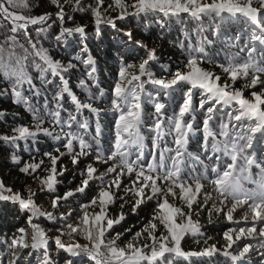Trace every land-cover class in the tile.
<instances>
[{"label": "snow or ice", "instance_id": "snow-or-ice-1", "mask_svg": "<svg viewBox=\"0 0 264 264\" xmlns=\"http://www.w3.org/2000/svg\"><path fill=\"white\" fill-rule=\"evenodd\" d=\"M50 2L58 9L55 18L62 22L55 37L57 43H69L68 38L76 34L85 36L86 26H64L66 17L71 19L65 13L66 5L73 11L90 13L98 28L101 24L117 28V21L129 17L161 14L169 20L188 14L200 22V26L195 30V43L191 39L192 30H182L184 39L178 40L177 46L185 60L174 72L163 64L154 70L153 64L158 63L156 48H149L137 40L131 30L123 32L125 43L143 49L145 58L138 64L126 60L119 62L118 78L109 85L111 95L107 96L110 110L118 113L113 121L115 139L111 147L105 148L99 139V120L92 137L94 143L71 131L74 125L88 128L86 121L82 123L78 119L84 110L97 116L104 111L94 106L96 100L107 95L96 80L95 59L91 55L74 57L88 70L87 80H80V86L87 92L85 102L72 91L66 79V74L77 67L76 63L64 64L54 59L40 42V34L51 27L48 22L53 19V14H18L12 9H27L29 5L25 0H0V78L4 83L0 97L7 96L13 103L22 105L33 118V126L14 127V134L0 136V141L13 148L11 160L18 171L40 181L39 192L50 196L51 208L56 210H43L36 203L38 193L27 185L24 190L28 196L25 197L23 191L14 192L0 180V201L17 204L28 225V228H17L10 242L5 240L7 264H31L28 257L37 253L39 264H56L49 252L50 239L54 240L58 251L68 254L64 264H84L85 259L89 264H172L173 257L211 258L221 253L227 258L226 264H251L257 254L259 264H264V158L254 150V143L264 141V0H133L130 4L127 0H112L106 7L105 0H95L94 6L85 5L83 0ZM109 11H116L117 15L110 16ZM205 20L211 21L207 29L203 27ZM236 22L247 27L248 43L240 50L246 51L247 56L241 61L238 52L235 57L227 58L226 63L218 65L224 74L222 79L221 75L203 68L202 64L215 63L206 51L214 44L210 36L219 39L224 26ZM30 26H35L36 38L31 35ZM159 26L163 29L167 24ZM81 50L86 52L87 46ZM30 69L36 73L35 77ZM165 70L167 76L157 74ZM36 78L40 87L34 82ZM238 80L243 81V88L235 87ZM48 85L58 87L52 97L55 107H49L46 98L45 111L42 112L31 103V98L39 97ZM145 85L153 87L155 96L145 90ZM245 90H250L248 97ZM174 93L180 95L182 102L178 111L174 109L173 114L167 116L166 105L156 98ZM197 93L200 95L198 105L194 103ZM65 95L75 106V111L68 113L67 119L62 117ZM149 103L154 108L155 119L146 137L142 129L152 119L146 111ZM221 111L224 115L219 117L217 125L215 114ZM6 114L0 110V117ZM46 119L49 126H45ZM57 128L59 132H56ZM201 131L203 140L197 139V151H188L190 141ZM41 134L61 141L66 150L57 148L59 155L44 152L50 166L45 165L44 159L36 161L34 157L25 162L14 151L19 147V141L35 143ZM169 136L174 147L168 146ZM146 139H150L152 145L148 153L144 151ZM66 155L71 157L73 165H78L81 157H91L94 163L107 167L100 172L93 163H87L80 172V186L60 195L56 189L57 176H63L66 169L58 172L57 163ZM40 172L46 175L41 176ZM123 177L128 178V184H124ZM96 181H99L98 195L88 204H80L78 211L70 208L66 213L59 212L64 203L77 194L84 195L90 184ZM205 182L216 193L215 198L206 190ZM245 183L253 187H245ZM121 190L124 195L118 196ZM169 196L178 198L181 205L170 203ZM128 197H135L133 212L149 201L155 200L156 207L142 231L135 232L133 240L121 247L119 241L123 233L117 232L113 237L111 230L125 220V215L121 212L118 217L111 218L108 208L117 200L127 202ZM245 206L243 220H249L250 212L252 226L229 228L223 233L226 243L222 247L207 246L210 237L205 236L194 216L200 210H206L209 217L213 212L217 215L223 213L229 223L239 224L233 214ZM95 207H99V211H88ZM41 217L59 225L55 227L59 235L49 236L53 229H46L36 222ZM161 227L164 231L159 230ZM125 231L131 232V229ZM144 234L146 242L141 245L138 241ZM187 235L197 237V243L203 238L206 247L201 251H184L181 242ZM75 237H82L86 243L77 242ZM24 250H28L26 255Z\"/></svg>", "mask_w": 264, "mask_h": 264}, {"label": "trees", "instance_id": "trees-1", "mask_svg": "<svg viewBox=\"0 0 264 264\" xmlns=\"http://www.w3.org/2000/svg\"><path fill=\"white\" fill-rule=\"evenodd\" d=\"M28 3L29 7L27 9L19 7L12 9L18 14L22 15H41L44 13H52L53 19L48 23L51 27L47 32L40 34V42L48 49L49 54L56 60H60L62 63L67 64L69 61L76 63L77 67L74 70H71L66 74V79L69 81V86L72 91L78 96L82 101H87V92L84 88L80 86V80H87V69L79 61H75L74 57L81 55L82 58H87L88 55H91L96 61V80L100 83V87L105 89L107 95L105 98L95 101L94 106H97L104 111L100 113L99 116L95 114H90L87 110L83 111V114L78 117V119L83 123L87 122L88 128L83 129L74 125L71 131L79 133L84 136L89 142L92 141V137L95 136L96 123L99 120L101 125V139H106L108 133L111 129H114V119L118 116V113H113L110 110V100L107 96L111 95L109 91V85H112L114 81L118 78V67L120 61H127L129 63L138 64L143 58H145V51L137 46L127 45L125 43L126 38L123 36V32L131 30L137 40H140L148 45L149 48H156L158 63L153 64V69L157 70L160 64L170 66L171 70L174 72L185 60V57L181 54L180 48L177 46L178 40H183L182 30L188 28L192 30V42H196L195 30L200 26V22L193 20L190 15L184 14L181 18L172 17L171 20L168 17L161 15H153L146 17H129L125 21H117V28L120 31H117V28L111 27V25L101 24L99 28L93 22V18L90 13L73 11L71 6H65V13L71 16V19H67L63 22L65 27H74L76 25L86 26L85 36L81 37L79 34H76L73 37H69V43L60 42L57 43L55 37L60 31L61 21L55 18V13L57 8L53 6L50 0H25ZM112 0H105V7L108 3H111ZM130 4L133 0H127ZM85 5L92 4L95 5V0H83ZM110 16H116V11H109ZM161 23H166V28H161L159 25ZM211 21L205 20L203 22V27L208 28V25ZM35 26H30L31 35L33 38H36V32L34 31ZM242 30L247 31V27L241 22H236L232 24H226L223 28V32L219 39L214 36H210V39L214 41L213 45H209L206 49L208 55L215 61V63H203L202 67L210 70L224 78V74L221 71V68L218 66L220 64L226 63L227 58L235 57L239 52V60L246 58V51L241 52V49L246 48L248 43V35L244 36ZM207 31L205 35H207ZM23 34L21 33V36ZM241 37L237 40L235 37ZM86 45L87 51L82 52V47ZM259 57V54L257 53ZM186 71L187 69H181ZM33 76H36L34 70ZM158 75L167 76L168 71L157 72ZM51 79V77H49ZM144 79V78H142ZM37 87L41 86V83L38 78L34 80ZM59 82L57 81V85ZM57 85H48L42 89L41 95L39 97H32L31 103L36 107L40 108L43 111L44 104L49 103V107L54 108L55 103L52 100L53 95L58 91ZM243 81L238 80L235 87L243 88ZM4 87L3 79L0 78V89ZM145 90L147 92H153V87L145 85ZM258 90V89H257ZM92 91L98 95V92L95 88ZM155 96V93L153 92ZM250 95V90H245V96ZM171 96V100H168ZM156 99L159 102L163 103L167 107V116L173 114V110L178 111V106L182 102L181 97L178 94L165 95L162 97H157ZM200 95L197 93L194 97V103L199 104ZM64 108L62 110V117L67 119L68 113L75 111V106L72 103L71 99L65 95L63 101ZM0 110L5 111L7 114L4 117H0V136L3 135H12L14 134L13 128L26 126H33V118L31 113L25 110L22 105H18L12 102L7 96L0 97ZM146 111L152 117L148 123L144 126L143 130H149L152 124V120L155 119L154 108L149 103L147 105ZM152 113V114H151ZM223 111L215 114L217 119L215 124H219V117H223ZM202 124V119L198 117ZM212 124V122H210ZM45 126H49L47 119L45 121ZM69 129H65L68 131ZM56 132H59V128L56 129ZM149 132V131H147ZM148 137V136H147ZM197 139L201 142L203 140L202 131L198 132L196 137L190 141L188 145V151L195 152L198 149ZM94 143V142H93ZM145 145L152 147L151 140L146 139ZM60 148V151H66L62 147V142L58 140H53L51 137H45L42 134L38 137V141L33 143L31 141H19V147L14 151L21 159L25 162L29 161L31 158H35L36 161L44 159L45 165L50 166L48 158L43 155L44 152H51L54 155H59L56 152V149ZM78 148V145H77ZM254 150L256 151L259 157L264 158V141L254 143ZM251 151V150H250ZM13 153V148L10 145L5 144L3 141H0V180H3L4 184L8 187H11L14 192L23 191L25 197L28 196V192L25 189L27 185L32 191H36L38 194L36 196V203L41 205L43 210L56 212L55 209L51 208L50 196L48 194L39 192L40 181L33 180L31 178L25 177L24 174H21L18 171L17 166L11 160V155ZM87 163H93L94 167H97L100 172H103L107 165L94 163L91 157H81L80 163L78 165H73L71 162L70 156H63L57 163L58 172L66 169L63 176H57L58 184L56 186L57 192L60 195H63L66 191L74 190L81 184V175L80 172L85 168ZM41 176L46 175L44 172H40ZM124 184H128V178L123 177ZM159 183V182H158ZM206 184V190L211 192L213 198H215L216 193L212 190L210 185ZM245 187H253L251 184L245 183ZM99 191V181L91 183L90 187L86 189L84 195L77 194L76 197L70 198L67 203H64L60 207L59 212L66 213L70 208L79 210L80 204H88L93 197L98 195ZM177 194L179 190L177 189ZM118 196H123L124 192L121 190ZM169 202L177 206L181 205V201L173 199L171 196L168 197ZM200 199H203L201 194ZM135 201V197H128L127 202L117 200L115 204L109 205L108 211L111 218L118 217L121 212L125 215V220L120 224L114 225L112 231V236L114 237L117 232L123 233L119 244L121 247H124L128 242L133 240L134 234L137 231H142L143 227L151 219L155 207L156 201H149L141 204L135 212L132 210V205ZM123 205V207H121ZM219 206V205H218ZM230 206V203H229ZM227 209H225L226 211ZM88 211L91 213L93 211H99V207L89 208ZM185 211L187 209L185 208ZM246 206L244 208H238L234 212V219L241 222H245L243 217L245 215ZM249 220L247 222L251 223L250 219L251 213H248ZM194 219L200 223L202 226V231L205 233L206 237H210L208 240V245L215 244L218 248L222 247L226 242L223 237V233L229 228H239L238 224L229 223L224 214L221 213L217 215L215 212L209 217V214L206 210H200L199 214L194 216ZM42 227L46 229H53L49 236L55 237L59 235L55 231V227L59 225H54V222L47 221L46 218L41 217L38 221ZM79 222L77 218V223ZM25 227L28 228L26 218L24 214L20 211L17 204L12 203L11 201H0V261H3V264H7L6 254L7 249L5 245V240L9 242L12 239L14 233H16L17 228ZM248 228L247 226H243ZM260 225H257L259 228ZM126 229H131V232H126ZM160 231H164L161 227ZM30 232V229H29ZM18 234V233H17ZM159 232L157 233V235ZM67 241V237H64ZM197 237L191 235L185 236L184 240L181 242V246L184 251H201L206 245L203 243V238H200V243H197ZM75 240L79 243H86L82 237H75ZM71 242V241H68ZM146 242V234H144L138 241L139 244ZM49 252L52 258L55 260L56 264H64L65 258L68 256L67 253L58 251L54 240H49ZM28 250H24V254H27ZM39 253L34 254L28 259L31 260V264H39L37 259ZM78 259V258H76ZM259 255L257 254L252 258L251 264H259ZM227 259L222 257L220 254L218 256L207 257V256H192L189 258L183 257H173L172 264H226ZM84 264H89L87 259H85Z\"/></svg>", "mask_w": 264, "mask_h": 264}, {"label": "rangeland", "instance_id": "rangeland-1", "mask_svg": "<svg viewBox=\"0 0 264 264\" xmlns=\"http://www.w3.org/2000/svg\"><path fill=\"white\" fill-rule=\"evenodd\" d=\"M246 35V33H244ZM168 100H171V96H169Z\"/></svg>", "mask_w": 264, "mask_h": 264}, {"label": "bare ground", "instance_id": "bare-ground-1", "mask_svg": "<svg viewBox=\"0 0 264 264\" xmlns=\"http://www.w3.org/2000/svg\"><path fill=\"white\" fill-rule=\"evenodd\" d=\"M152 114V113H151Z\"/></svg>", "mask_w": 264, "mask_h": 264}]
</instances>
